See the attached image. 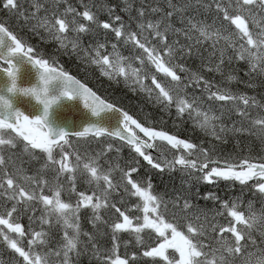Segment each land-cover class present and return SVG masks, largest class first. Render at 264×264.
Returning <instances> with one entry per match:
<instances>
[{
	"label": "snow or ice",
	"instance_id": "snow-or-ice-1",
	"mask_svg": "<svg viewBox=\"0 0 264 264\" xmlns=\"http://www.w3.org/2000/svg\"><path fill=\"white\" fill-rule=\"evenodd\" d=\"M66 2L28 0L26 7L24 0H0V11L22 18L44 43L58 45L54 53L46 54L0 20V73L5 77L0 83V241L14 254L8 264H76L73 254L79 257L89 247L102 257V264H137L136 252L131 261L119 254L120 233L133 235L146 249L142 256L152 258L151 264H264V157L255 163L256 158L249 155L238 164L223 165L213 159L218 145L232 137L248 135L264 144V97L257 100L246 91L222 86L223 81H236L246 89L264 87V0H168L166 8L147 3L134 7L124 0L123 6L102 5L108 12L103 20L88 4L82 11L70 5L62 11ZM122 13L128 14L127 23ZM97 29L114 33L118 43L135 51L124 56L118 43H113L109 52L106 38L85 47L82 36H95ZM57 53L75 55L86 66L80 69L86 74L95 66L109 81L123 82L132 92L143 94L159 116L149 114L143 122L134 118L65 70ZM197 59L199 64L190 63ZM233 60L245 63L247 80L234 75V70L224 71ZM22 68L23 75L35 69L37 81L23 86ZM214 73L223 78L221 83L209 78ZM18 96L33 98L40 107L33 105V112L26 113L16 105ZM63 98H79L90 111L79 130L53 123L52 110ZM216 102H221L220 115L211 107ZM224 105H230L228 112L239 117L238 126L235 121L231 127L224 122ZM173 108L176 120L184 123L187 115L210 138L207 143L182 139L181 133L170 134L161 126L164 116L172 118ZM109 113L117 119L115 128ZM72 137L98 142L116 138L126 142L130 155L123 163L105 159L111 144L94 154L81 153L71 144ZM24 155L27 163H39L32 175L23 167ZM143 162L159 172L177 166L188 176L199 172L198 179L207 182L223 178L248 186L255 180L252 189L261 198L260 207L255 200L246 205L239 197L223 200L221 207L231 220L227 227L214 223L223 213L209 217V210L193 202L194 196L165 199L166 194L157 193ZM81 178L87 187L77 191ZM65 192L67 200L62 198ZM131 197L136 198L134 207L142 216L128 208ZM206 199L221 198L209 195ZM81 208L92 212V233L81 228ZM112 210L115 219L109 223L101 213ZM25 218L27 225L22 223ZM37 220L40 230L34 227ZM101 225L110 228L112 243L103 253L96 243ZM57 226L63 235L53 248L52 230ZM141 233L150 243L144 244Z\"/></svg>",
	"mask_w": 264,
	"mask_h": 264
},
{
	"label": "trees",
	"instance_id": "trees-1",
	"mask_svg": "<svg viewBox=\"0 0 264 264\" xmlns=\"http://www.w3.org/2000/svg\"><path fill=\"white\" fill-rule=\"evenodd\" d=\"M25 6H28V0H24ZM133 3L134 7H138L140 3H147L152 4L153 6H161L167 7L168 0H130ZM116 3H120L123 6L124 0H67L66 3L61 5V10L63 11L64 8L68 7L69 5L73 8H76L77 11L83 10V5L88 4L93 6V11H95L98 17L103 20L108 18L107 9L101 7L102 5L112 6ZM195 14V13H189ZM124 17L125 23L128 22V14L122 13ZM134 15V13H133ZM214 17V13L210 15L209 22ZM0 20L7 21V26L10 27L11 30L18 33L25 39H28L33 45L37 46L42 52L54 53L55 50L58 48V45L54 41H49L44 43L40 40L38 36L31 33L29 31V27L25 24L22 18H18L16 16L9 17L7 12L0 11ZM87 23L86 21H82ZM179 27L180 25L177 24ZM134 27V25H133ZM235 26H232L234 29ZM105 38L107 39L108 43V51L110 52L111 44L118 43L117 39L114 36V33L110 31L105 33L104 30L97 29L96 35H83L82 41L85 47H87L90 43L94 42L95 40H99L101 43L105 42ZM181 42H183L181 38ZM119 51L122 55L128 56L130 52L135 51L130 46H124L122 42L118 43ZM231 54V52H229ZM205 57H207L208 53H204ZM57 57L59 60V64L64 67L65 70L70 71L71 74L77 76L83 82H87L90 87H92L97 93H99L102 97H107L110 102L115 101L117 106L123 107L124 110L128 111L130 115H133L134 118L141 120L143 122L145 118L149 117V114L152 116H159L158 110L156 109L153 103H149L146 100V97L143 94H137L130 90L123 82L116 83L114 81H109L106 77L100 75L98 69L95 66H92L88 69V74L83 71H80L81 68L86 67L85 65L81 64V62L77 59L75 55H63L57 53ZM190 63L199 64V60L191 61ZM229 70H234L233 74L238 75L244 80L248 78L244 75L247 71V67L244 62H237L233 60L231 65L225 64L224 71L227 73ZM213 79L214 83H221L223 78L220 76L219 73H214L210 77ZM257 84L260 81L257 79L255 81ZM223 87H230L233 90L238 91H246L249 95L256 96L257 100H260L264 97V87H256L254 89H246L243 83L238 84L236 81H232L231 83L227 81L222 82ZM196 94H200V89H196ZM208 107V105H205ZM211 107L215 110L216 115H220L221 109V102H216L215 104L211 105ZM230 105H224V112L225 115L223 117L224 122L231 127L232 123L235 121L237 122V126L239 125V117L235 113H229ZM173 116L170 119L168 116H164V122L162 123V127L165 130H169L170 134H175L177 132L181 133L180 138H190L193 142L199 143L201 140H204L207 143V140L210 139L204 136V133L197 127L194 126L193 122L188 119L187 115H185L184 123L175 118V109L173 108ZM175 124L178 125L174 127ZM239 141V145H237L236 141ZM71 144L74 148H77L81 153L88 152L90 154H94L99 152L101 148L107 150V145H112L111 153H108L105 156V159H111L113 161H119L121 163L126 162L129 155L130 150L127 144L114 139L105 137L103 140L99 142L97 140L88 139V138H71ZM119 148L120 151L117 152L116 149ZM71 151V149H69ZM39 154V150H37ZM155 154V150H153ZM17 155L20 156L21 154L17 151ZM251 155L255 157L252 162H260V158L264 157V144L252 136L248 135H240L236 137L229 138V142L227 144L218 145L216 156L213 159H217L220 165L222 163L230 162L233 164H238L239 159L245 156ZM169 158H171V153H169ZM230 158V159H229ZM28 157L26 155L22 156L23 160V167L27 169V174L32 175L36 168L39 167V163L33 161L32 163H27ZM57 159H59V155H57ZM19 162V161H18ZM101 163H104V160H101ZM144 164V171L148 172L151 175L155 190L159 194H166L165 199H170L175 197L176 195H192L195 197L194 203L198 202L201 208H205L209 210V217L216 214V212L223 213V215L216 216L214 223L223 224L227 227L228 222L231 220V217L227 215V210L221 207V203L223 200H231L236 201V198L239 197L240 201L243 204H247L249 200H255L256 207H260V197L255 194V189H252L251 184L248 186H243L239 182H232V181H225L223 178H214L212 182H207L198 179L202 173L197 172L194 176H188L186 172H182L177 166L176 169L173 170H165L163 172H159L158 170H153L150 165H147V162H143ZM51 173L48 174V177H51ZM67 187V185H66ZM87 187L86 184L83 183L82 178L77 182V191L85 190ZM252 189V190H250ZM247 192V193H245ZM88 194H91L89 191ZM246 194V195H245ZM211 195L212 197H219L220 200L217 199H206ZM67 192L64 193L62 196L63 199L67 200ZM247 196V198H246ZM119 199V197H117ZM128 199V198H126ZM76 196L73 195L71 198V202L75 203ZM248 200V201H247ZM259 203H258V202ZM245 202V203H244ZM136 203V198L131 197L128 203V208L131 210L133 215H141L142 212L137 213L134 207ZM245 204V205H246ZM120 206L119 204L117 205ZM122 210H124L122 208ZM243 210V209H240ZM102 217L105 220H108L109 223L111 220L115 219L114 210L111 212L109 211H102ZM37 217L40 215V212L37 211ZM92 212L90 209L85 210L81 208V218H80V225L84 232L92 233L95 231L93 228V224L91 221ZM135 222V221H134ZM22 223L25 225L28 224L27 218H25ZM34 227L36 230H40L39 221L34 222ZM47 225H45V231H47ZM53 240L51 247H55L57 242L60 241L63 232L62 229L57 226L53 230ZM142 237H145L144 244L150 243L147 239L145 233H141ZM111 237V230L104 225H101L100 232L97 234L96 243L101 253L106 252L112 248V243L110 240ZM118 243H119V254L121 256H127V258L131 261V257L133 252L137 253L136 260L137 264H151L152 258L143 257L142 253L146 250L143 245L137 244L135 237L128 233H120L118 234ZM81 239L86 240V237H81ZM207 243V241H204ZM22 243L26 244L27 240H23ZM152 246H155L154 244ZM255 251V249H252ZM18 255V254H17ZM14 254L10 249H8L2 241H0V264H8L13 258ZM73 260L76 261V264H102V257L98 258L97 255L93 254V250L89 247L86 251L82 250L81 255L79 257H75L73 254Z\"/></svg>",
	"mask_w": 264,
	"mask_h": 264
},
{
	"label": "water",
	"instance_id": "water-1",
	"mask_svg": "<svg viewBox=\"0 0 264 264\" xmlns=\"http://www.w3.org/2000/svg\"><path fill=\"white\" fill-rule=\"evenodd\" d=\"M24 68H30V66L25 65ZM24 68H22L21 84L23 86H29L31 83H35L37 81L38 76L35 72V69L30 70V75H23ZM4 79H5L4 75L2 73H0V83H3ZM16 105H17V107H20L22 110H25L26 113H32L33 112V105H35L37 107V109L40 107L39 105L36 104V101L33 98L24 97V96H18L17 97ZM117 107H119V106H117ZM108 115L111 116V120H110L111 126L113 128L117 127L118 123H117L116 117L111 113H109ZM89 116H90V111L88 109L84 108L82 100H80L79 98H75L72 100H68L66 98H63L59 105L54 106V108L52 110L51 119H52L54 124H58L64 128H66V130L75 131V130H79L81 128V126L87 121ZM133 129L136 131L135 128H133ZM137 135L140 136L138 133H137ZM123 142H125V141H123Z\"/></svg>",
	"mask_w": 264,
	"mask_h": 264
},
{
	"label": "rangeland",
	"instance_id": "rangeland-1",
	"mask_svg": "<svg viewBox=\"0 0 264 264\" xmlns=\"http://www.w3.org/2000/svg\"><path fill=\"white\" fill-rule=\"evenodd\" d=\"M133 127H134V126H133ZM136 131L138 132V134H139L140 136H143V134L140 133L139 130L136 129ZM254 183H255V180H252V181H249V182H248V185H249V184L254 185ZM168 251H169V253H172L174 250L169 249ZM177 256H178V254H177Z\"/></svg>",
	"mask_w": 264,
	"mask_h": 264
},
{
	"label": "bare ground",
	"instance_id": "bare-ground-1",
	"mask_svg": "<svg viewBox=\"0 0 264 264\" xmlns=\"http://www.w3.org/2000/svg\"><path fill=\"white\" fill-rule=\"evenodd\" d=\"M77 1V0H76ZM256 163H258V162H256ZM245 193H247V192H245ZM246 195V194H245ZM246 198H247V196H246ZM248 201V200H247ZM250 201V200H249ZM258 202V201H257ZM245 203V202H244ZM259 203V202H258ZM246 204V203H245ZM260 204V203H259Z\"/></svg>",
	"mask_w": 264,
	"mask_h": 264
}]
</instances>
